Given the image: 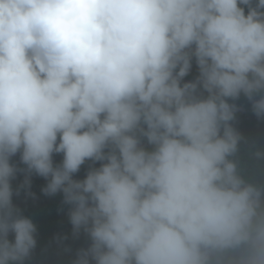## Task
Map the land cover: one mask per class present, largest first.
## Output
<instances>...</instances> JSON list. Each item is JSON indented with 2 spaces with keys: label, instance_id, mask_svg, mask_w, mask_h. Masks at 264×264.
<instances>
[{
  "label": "clouds",
  "instance_id": "1",
  "mask_svg": "<svg viewBox=\"0 0 264 264\" xmlns=\"http://www.w3.org/2000/svg\"><path fill=\"white\" fill-rule=\"evenodd\" d=\"M241 95L264 117V0H0V264L37 243L18 173L16 195L32 174L63 194L90 240L73 264H264Z\"/></svg>",
  "mask_w": 264,
  "mask_h": 264
},
{
  "label": "trees",
  "instance_id": "2",
  "mask_svg": "<svg viewBox=\"0 0 264 264\" xmlns=\"http://www.w3.org/2000/svg\"><path fill=\"white\" fill-rule=\"evenodd\" d=\"M240 7L244 8L245 13H247V6L240 5ZM198 75L199 69L193 57L191 69L181 83L193 81ZM229 102L235 103L241 108L236 113V119L232 124L242 139L238 144L237 153L231 159L237 163L238 172L247 183L264 189V117L257 118L251 110L250 102L243 95L238 100H230ZM144 143L150 150L151 146H148L146 141ZM258 153L260 155H257ZM19 155L17 153L12 157L11 162L16 164L17 167L23 168L25 166L20 163ZM62 160V153L53 155L54 165L60 164ZM99 166L100 162L85 161L79 172H87L91 167ZM23 179V174L18 173L16 179L12 181L13 200L25 196L41 195V189L47 183L44 178L32 174L30 189L26 191L22 188L19 195H16L15 190ZM28 192L34 195H29ZM17 208L20 210L21 215L30 218L36 225L35 238L37 243L34 250L37 264H73L76 252L90 244L88 236L83 231L79 235H73L68 216L70 206L63 203V194L49 200L28 203ZM29 263V258L24 261V264Z\"/></svg>",
  "mask_w": 264,
  "mask_h": 264
},
{
  "label": "water",
  "instance_id": "3",
  "mask_svg": "<svg viewBox=\"0 0 264 264\" xmlns=\"http://www.w3.org/2000/svg\"><path fill=\"white\" fill-rule=\"evenodd\" d=\"M86 173L87 172H85V171L77 172L76 174H74L73 179H80L82 177H85ZM60 194H62V193H57L56 195H53V196H45V195L41 194V195H34V196H25V197H22V198H15L13 200V204L16 207H18V206H22V205H25V204H28V203L49 200V199H52L54 197L59 196ZM8 238H9V240H12L13 239L12 234H9ZM29 259H30V263L29 264H37V257H36L35 250L32 251Z\"/></svg>",
  "mask_w": 264,
  "mask_h": 264
}]
</instances>
